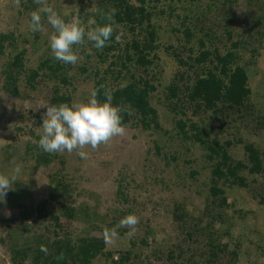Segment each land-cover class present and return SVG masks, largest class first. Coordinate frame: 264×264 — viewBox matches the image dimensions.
I'll return each instance as SVG.
<instances>
[{"label":"rangeland","instance_id":"1","mask_svg":"<svg viewBox=\"0 0 264 264\" xmlns=\"http://www.w3.org/2000/svg\"><path fill=\"white\" fill-rule=\"evenodd\" d=\"M215 1L217 6L221 5V0ZM187 2L185 5L193 10L194 5L189 6ZM164 4V0H159L155 11H163ZM233 6L236 9L231 24L234 29H238L242 21L251 23L247 17L243 20L246 12L240 10V4ZM47 7H51L63 20L71 12L88 13L81 19L74 17L70 22L78 21L85 29L94 21V16L104 17L105 11L100 0H0V34H10L14 40L13 45L5 48V53L13 56L18 49H27V65L38 64L42 54L48 52L50 36L55 32L47 21V14L41 11ZM216 12L212 11L208 16H215ZM33 13L41 15V31L30 28ZM158 24L162 27L159 43L163 47L172 46L171 50L163 49L158 53L160 66L159 70L156 69L157 77L152 80L156 90L151 94V103L159 114L158 128L142 131L127 126L124 136H117L96 149L90 146L83 149L88 153L87 159H81L75 150L72 153L57 152L54 153L57 158L48 167L39 168L33 161L23 159L26 157L23 150L25 143L32 141L30 133L35 136L39 133L36 117H43L51 107L52 83H39L33 91L20 85L19 98H12L3 89L2 71L6 57L0 56V173L7 174L16 167L22 169L19 181L14 182L8 192L6 202L0 203V264H12L10 248L23 244L25 237L34 233L72 241L85 234L103 237L107 251H129V261L125 264H211L206 261L209 259L206 243L209 232L222 246L226 245V252L235 248L237 258L230 264H264V172L260 176L244 174L247 178L245 189L223 187L231 206L223 222H216L209 228V219L205 218L200 224L205 233L200 229L193 233L191 228L193 235L190 237L186 233L188 231L177 227L174 211L187 212L193 224L201 216L208 197L210 167L197 144L181 140L175 127L174 113L165 97L166 87L174 76L185 70L176 64L174 50L186 57L192 44L183 48L178 35L171 31V24L166 21ZM224 24L225 21L220 19L211 26L215 31V45L218 40L225 39ZM226 46H230L229 42ZM254 46L257 49L254 59L250 53L242 59L251 95L239 113L231 111L225 118L211 112L194 113V108L189 106L185 112L187 119L194 122L200 131H209L210 137L217 136L221 145L230 142V146H224V149L233 160L245 161L243 147L254 145L261 154L264 169V40L262 46L257 42ZM197 49L195 46L196 53ZM248 60L250 63L246 64ZM94 63L96 59L80 57L74 65L72 73L79 78L74 85L73 104L87 103L93 88L88 76L90 72L80 73L76 67L90 66V71ZM186 124L188 129V122ZM191 171L195 172L193 177ZM58 172L74 192L73 206L79 207L83 212L81 216L87 215L90 220L86 223L62 220L60 230L51 220L40 222L33 217L29 222H23V207H36L40 201L47 200L49 181ZM119 189L126 195L127 203L119 200ZM52 207H57V204L49 202L47 209ZM129 215L139 218L134 232L120 225L121 220ZM113 231L115 236L111 235ZM142 240L147 244L144 245ZM92 264L107 262L97 257Z\"/></svg>","mask_w":264,"mask_h":264},{"label":"trees","instance_id":"2","mask_svg":"<svg viewBox=\"0 0 264 264\" xmlns=\"http://www.w3.org/2000/svg\"><path fill=\"white\" fill-rule=\"evenodd\" d=\"M100 1L105 7L104 17L94 16L95 24H89L86 30L111 24L112 37L103 49H96L87 38L84 44L74 45L79 58L96 59L90 71H88L90 66L86 68L82 65L76 69L80 73H92H88V76L93 82L92 91L98 92L97 100L100 103L106 101V93H111V102L113 106L121 109L126 127L134 126L142 131L158 128L159 114L151 103V94L156 90L152 80L157 77L156 69L159 70L160 66L158 53L163 49H172V46L163 47L159 43L162 27L158 22L166 21L167 24H171V31L178 35L177 39L183 48L192 44L186 57L174 50L173 58L176 64L185 70L174 76L166 87L165 97L169 100L170 110L174 113L175 127L181 140L197 144L204 152V159L210 167L208 197L197 223L193 224L189 214L183 210L174 211L173 217L179 230L188 231L186 232L188 237L193 235L190 232L191 228L193 233L199 229L205 233L206 230L200 227L201 222L208 218L209 228L216 222H223L226 211L231 207L223 187L237 186L245 189L247 178L244 174L260 176L264 169L261 154L254 145L248 144L243 147L246 153L245 161L233 160L224 149V146H230V142L221 145L217 136L210 137L209 131H200L194 122L187 119L185 110L189 106L194 108V113L211 112L226 118L231 111L239 113L248 102L251 89L242 59L246 53H250L254 59L253 56L257 54L254 46L256 42L262 46L264 0H221L220 6L216 5L215 0L208 3L205 0H164L163 11H155V4L159 0ZM186 2L189 6L194 5L193 10L185 5ZM236 4H240L242 6L240 10L246 12L243 20L247 17L251 22L242 21L238 29L231 25L236 11L233 5ZM212 11L218 12L215 16L209 17L208 14ZM87 14L84 11L71 12L64 21L70 23L72 18L81 19ZM220 19L225 21L223 25L225 39L218 40L215 45L213 44L215 31L211 26ZM200 34L202 37H199ZM228 42L229 47L226 46ZM13 44L12 35L0 34V56L6 57L2 71L4 91L12 98H19L20 85L33 91L37 89L39 83L50 82L53 86L49 99L51 106L73 104L76 91L74 85L79 78L72 73L74 65L56 60L49 44L48 52L42 54L38 64L28 66L27 49H18L13 56L4 52L5 48ZM195 46L198 47L197 53L194 50ZM249 63L250 60L246 64ZM42 122V117L37 116L36 125L39 133L36 136L30 133L32 141H27L23 150L26 156L23 159L33 161L39 168L48 167L57 158L56 154L45 153L38 145ZM158 151L156 146V152ZM163 159H166V156ZM58 174L60 173L53 174L49 181L47 200L40 201L36 207H23L21 214L23 222L27 223L33 217L40 222L51 220L55 228L60 230L63 226L62 220L66 222L80 220L85 223L90 220L87 215L81 216L83 212L79 207L73 206L74 192L66 178ZM190 175L193 177L195 172L191 171ZM117 196L120 201L127 203V197L122 190L117 191ZM49 202L57 204V207L48 210ZM212 237L209 232V241L206 242L209 247V259L206 261L211 264L234 262L237 258L235 248L226 252V245L222 246ZM142 241L144 245L147 244ZM22 243L10 248L12 264H92L97 257H102L107 264H125L130 256L129 251H107L103 237L88 234L72 241L68 238H51L34 233L27 235ZM41 246L48 249L47 254L40 251ZM169 259L172 260L173 257L169 256Z\"/></svg>","mask_w":264,"mask_h":264},{"label":"clouds","instance_id":"3","mask_svg":"<svg viewBox=\"0 0 264 264\" xmlns=\"http://www.w3.org/2000/svg\"><path fill=\"white\" fill-rule=\"evenodd\" d=\"M41 11L47 14L48 23L55 29L50 36V48L54 58L64 64L75 65L78 62L79 56L73 46L84 44L85 38L92 42L96 49H103L112 37L111 24L96 26L86 32L78 21L66 23L51 7ZM91 23L95 24V21ZM30 28L33 31H41L39 13L32 14ZM97 95V90H93L87 103H65L48 107L42 117L39 147L45 153H72L75 150L81 159H87L88 153L83 151L86 147L96 149L102 144H108L117 136H124L127 129L123 123L121 109L113 106L111 93H106L104 103L97 100ZM129 114L131 115V112ZM21 173L22 169L19 167L11 169L7 174L0 173V203L6 202L8 192L12 190L14 182L19 181ZM138 223V217L129 215L121 220L120 225L134 232ZM111 235L115 236V231ZM40 251L47 254L48 249L41 246Z\"/></svg>","mask_w":264,"mask_h":264}]
</instances>
